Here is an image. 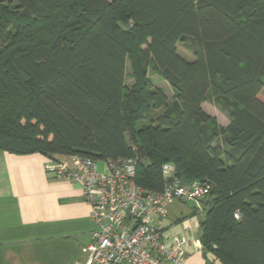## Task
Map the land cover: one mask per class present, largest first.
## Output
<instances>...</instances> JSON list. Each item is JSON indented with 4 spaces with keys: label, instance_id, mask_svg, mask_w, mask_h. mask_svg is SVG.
<instances>
[{
    "label": "trees",
    "instance_id": "obj_1",
    "mask_svg": "<svg viewBox=\"0 0 264 264\" xmlns=\"http://www.w3.org/2000/svg\"><path fill=\"white\" fill-rule=\"evenodd\" d=\"M263 93L264 0H0V152L137 158L158 192L174 164L213 185L200 241L221 264H264Z\"/></svg>",
    "mask_w": 264,
    "mask_h": 264
},
{
    "label": "crops",
    "instance_id": "obj_2",
    "mask_svg": "<svg viewBox=\"0 0 264 264\" xmlns=\"http://www.w3.org/2000/svg\"><path fill=\"white\" fill-rule=\"evenodd\" d=\"M72 158L0 152V264L85 262L82 249L92 243L95 225L83 187L44 169L48 162ZM204 216L194 204L175 203L163 222L166 243L175 236L186 238L185 264H221L197 246Z\"/></svg>",
    "mask_w": 264,
    "mask_h": 264
},
{
    "label": "built area",
    "instance_id": "obj_3",
    "mask_svg": "<svg viewBox=\"0 0 264 264\" xmlns=\"http://www.w3.org/2000/svg\"><path fill=\"white\" fill-rule=\"evenodd\" d=\"M99 161L104 172H99ZM99 161L73 156L72 162H48L44 167L56 178L81 184L91 207L95 229L92 243L82 249V264H185L186 238L175 236L166 243L163 222L175 203L205 211L213 185L184 183L176 166L168 163L162 169L164 189L158 192L137 184V158ZM196 243L203 248L200 240Z\"/></svg>",
    "mask_w": 264,
    "mask_h": 264
},
{
    "label": "rangeland",
    "instance_id": "obj_4",
    "mask_svg": "<svg viewBox=\"0 0 264 264\" xmlns=\"http://www.w3.org/2000/svg\"><path fill=\"white\" fill-rule=\"evenodd\" d=\"M178 52L180 54L181 57H183L185 60L187 61H193L194 60V56L187 52L185 47L182 44H179L178 46ZM133 65L131 62L128 63L127 66V85L131 86L134 82H135V78L133 77ZM148 75L149 78L152 80L153 84L155 87L157 88H162L165 93L168 95L169 97V102L171 103L173 101V91L170 87V85L168 84V82L164 81L163 79H161V77H159V75L155 72H153L151 70V68L148 69ZM264 96V93H263ZM204 109L205 111H207L210 115H212L213 117H215L217 119V121L223 126H228L229 124V118L226 112H224L222 110V108L218 105H216L213 101H208L204 104ZM163 112V110H159L155 113V115H160ZM148 121H142L139 123L140 126L147 124ZM105 167H104V163L102 161H99V172H104ZM212 199H214V197L211 195L208 200L211 201ZM199 212V211H198ZM200 213H205V211H202Z\"/></svg>",
    "mask_w": 264,
    "mask_h": 264
}]
</instances>
